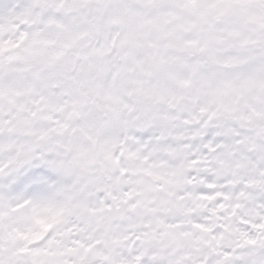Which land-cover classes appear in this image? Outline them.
<instances>
[{
	"label": "snow or ice",
	"instance_id": "1",
	"mask_svg": "<svg viewBox=\"0 0 264 264\" xmlns=\"http://www.w3.org/2000/svg\"><path fill=\"white\" fill-rule=\"evenodd\" d=\"M0 264H264V0H0Z\"/></svg>",
	"mask_w": 264,
	"mask_h": 264
}]
</instances>
